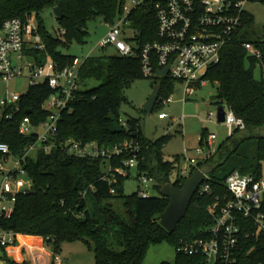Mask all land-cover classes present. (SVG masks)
Returning a JSON list of instances; mask_svg holds the SVG:
<instances>
[{
	"label": "trees",
	"instance_id": "16d2710c",
	"mask_svg": "<svg viewBox=\"0 0 264 264\" xmlns=\"http://www.w3.org/2000/svg\"><path fill=\"white\" fill-rule=\"evenodd\" d=\"M132 0H0V26L7 20L28 21L36 18L40 34L46 46L44 52L31 51L37 65L51 59L61 69L73 66L78 59L59 51L76 41L85 43L89 36L88 24L103 19L113 25L123 14L124 7ZM59 8L63 18L59 20L65 42L50 36L43 26L41 14ZM130 20L139 30L141 44L157 41V19L153 7L135 10ZM243 41L254 44L263 52L264 43L254 30L253 17H247ZM141 61L115 56L88 58L80 70L84 85L88 80L101 82L93 89L77 92L75 101L61 115L59 131L54 143L56 147L46 153L34 152L23 163L33 189L17 199L11 218L0 221V229L16 235L39 237L47 241L55 254L62 244L83 242L96 254L97 264H142L148 250L171 240L176 246L174 264H208L201 255L188 256L179 252L180 242H194L210 238L214 225L209 207L217 199H227V178L238 172L263 176L264 165V76L258 80L255 69L261 63L247 54L242 42L225 49L221 62L210 69L208 80L218 85L217 105L232 109L246 123V131L228 137L214 154L201 164L216 166L212 178V194L196 195L178 229L172 235L162 226L161 215L166 212L170 200L161 196L162 189L173 184L178 189L185 185L183 179L172 183L170 176L179 171L176 162L166 161L163 153L166 141L147 140L140 123L136 120L121 124L120 109L127 101L126 89L137 80L145 78ZM248 65L250 67H248ZM262 66V65H261ZM156 87L162 91L158 103L169 100L174 93L171 78H156ZM54 91L48 83L30 87L15 110H5L0 119V144L10 147L12 156L22 158L29 145L38 141L37 135L22 136L20 125L30 118L34 127H40L52 112L47 104ZM162 114V113H160ZM8 115H12L10 119ZM207 129L202 135V144L209 138ZM76 140L84 146L97 143L100 147L114 149L132 141L140 147L136 167L139 178L154 180L159 197L144 198L140 193L127 196L125 182L134 170L127 169L126 176L115 172L126 169L125 163L135 156L126 152L120 157L78 158L69 155L62 145ZM113 170V172H110ZM108 178V179H107ZM264 211V201H263ZM244 232L253 229L249 222ZM244 229V225H243ZM17 246V244H16ZM1 257L7 264H19L9 258L6 248ZM237 264H264V238L241 239ZM30 264V263H22ZM169 264V263H163Z\"/></svg>",
	"mask_w": 264,
	"mask_h": 264
},
{
	"label": "built area",
	"instance_id": "2783aa9c",
	"mask_svg": "<svg viewBox=\"0 0 264 264\" xmlns=\"http://www.w3.org/2000/svg\"><path fill=\"white\" fill-rule=\"evenodd\" d=\"M257 3L263 4L264 0H132L124 7L123 14L115 24H106L108 33L98 47L103 50L114 49L116 56L121 58L139 59L143 64L145 78H171L174 82L183 84L184 101L187 103L190 97L210 85V69L221 62L223 52L229 46L242 42L247 54L258 60L264 68L261 49L243 41L245 22L249 16L246 7L248 4ZM147 6L153 7L155 11L158 39L153 43L141 44L139 30L133 27L130 17L138 8ZM39 28L34 17L25 22L20 19L7 20L0 26V82L10 84L27 78L30 87L48 83L54 91L47 104V110L52 112L49 118L41 123L40 127H34L28 117L20 125L22 136L35 134L38 137L35 144L28 146L22 158L13 157L10 147L0 144V176L4 178L0 189V221L11 218L18 197L33 189V182L23 163L38 150L50 153L56 147L54 140L58 135L61 115L75 101L77 92L82 89L80 70L84 61L77 59L73 66L61 69L56 61L49 59L42 65H37L29 56L31 51L46 50ZM62 34L64 35L63 31ZM167 68H170L169 75L159 76V73ZM6 95L1 100V107L4 111L15 110L22 95L10 92ZM172 100L174 99L170 97L159 104L168 105ZM223 108L226 111L224 124L229 137L237 132L243 134L246 131L244 120L238 118L232 109ZM11 117L12 115L7 116L8 119ZM168 117L165 113L159 115L161 120ZM208 117L210 121H214V112ZM216 140L217 136L210 134L203 148L197 151V155H204L207 159L214 154ZM62 147L69 155L78 158L110 160L126 152H133L134 158L124 164L126 169L115 170L122 177L127 175L128 168L134 170L138 165L140 147L132 141L114 149L100 147L97 143L84 146L76 140H70ZM189 161L190 171L184 170L180 179L186 180L200 170L201 162L196 159ZM141 181L144 185L154 183V180L146 177H142ZM212 186L211 175L205 176V182L199 187L196 195H211ZM225 186L229 197L224 201L217 199V203L208 210L214 219V225L209 231L210 238L194 242L181 241L179 252L188 256L201 255L208 264H237L242 238H264V177L256 179L252 175L236 172L227 178ZM140 195L144 198L149 196L147 192H141ZM244 222H249L253 229L244 232L248 226ZM19 239L20 235L0 229L2 248L15 247ZM43 241L45 244L47 241L54 243L51 238ZM51 254V264L61 263L58 254ZM0 264L6 262L0 259Z\"/></svg>",
	"mask_w": 264,
	"mask_h": 264
},
{
	"label": "rangeland",
	"instance_id": "374dc122",
	"mask_svg": "<svg viewBox=\"0 0 264 264\" xmlns=\"http://www.w3.org/2000/svg\"><path fill=\"white\" fill-rule=\"evenodd\" d=\"M246 12L249 17H253L255 21L254 30L257 37L262 39L264 43V3L248 4ZM41 19L45 31L53 38L65 42L62 34V26L59 19L55 16L53 10H46L41 14ZM108 27L103 19L92 21L88 24L89 36L85 39L84 44L73 41L72 44L61 46L59 51L64 55L78 58L80 61H85L88 58H97L102 56H116L117 52L114 49L103 50L98 47L100 41L107 35ZM248 67H250L248 65ZM255 76L261 80L264 76V68L261 65L255 69ZM83 89H93L100 86L101 82L97 80H88L86 84L80 79ZM156 88L154 79L142 78L133 82L126 89L127 101L120 109L121 124L116 123L115 128L119 129L125 122L136 120L140 123L142 132L147 140L158 141L164 139L166 145L163 153L166 161L176 162L179 171H174L170 176L172 183L176 182L184 170L190 171L191 159H196L198 162L204 163L206 157L197 155V151L203 148L202 135L204 129L208 130L209 134L217 136L214 143V149H217L228 137L229 132L225 124L218 122L217 113L220 108L217 103L218 85L210 84L207 88L201 89L194 96L189 98V101H184V85L174 83V93L171 95L172 102L170 104H157L153 113L145 112L144 106L153 95ZM30 89L27 78L16 80L10 84L0 82V119L4 113L1 107V100L5 98L8 92L26 95ZM206 100V101H205ZM205 101V102H204ZM224 107V106H222ZM214 112V121H210L209 114ZM160 113H165L169 117L166 120L159 118ZM215 174V173H214ZM144 177V176H142ZM264 177V165H263ZM3 177L0 176V189L3 184ZM156 183L144 185L139 178L136 170L133 171L132 177L125 182V193L131 196L136 193L147 192L151 197H159L160 192L155 187ZM59 256L61 263L59 264H97L96 254L91 251L83 242L72 244H62ZM52 248L46 249L48 256H52ZM3 252L0 249V259ZM176 246L171 240H166L160 245L152 246L142 264H174L176 259ZM45 259L42 258V263ZM7 264V263H6Z\"/></svg>",
	"mask_w": 264,
	"mask_h": 264
},
{
	"label": "water",
	"instance_id": "95a60500",
	"mask_svg": "<svg viewBox=\"0 0 264 264\" xmlns=\"http://www.w3.org/2000/svg\"><path fill=\"white\" fill-rule=\"evenodd\" d=\"M55 16L60 20L63 18L62 12H60L59 8L54 9ZM118 56H115L117 58ZM170 68H167L159 73L161 77H167L169 75ZM162 87L157 86L153 95L150 97L147 104L144 106L145 112L152 114L156 105L158 104V100L160 99ZM226 111L223 107L218 109V122L220 124L225 123ZM264 138V137H263ZM216 166L211 164L203 165L200 170L194 172L192 176H190L185 181V185H183L182 189H178L173 184L166 185L162 191L161 196L164 198H168L170 200V205L166 212L161 215V224L162 226L172 235L178 229V226L181 222L186 219V215L191 206V203L201 185L205 182V176L213 175L216 171Z\"/></svg>",
	"mask_w": 264,
	"mask_h": 264
},
{
	"label": "crops",
	"instance_id": "0c3cea01",
	"mask_svg": "<svg viewBox=\"0 0 264 264\" xmlns=\"http://www.w3.org/2000/svg\"><path fill=\"white\" fill-rule=\"evenodd\" d=\"M49 248L51 247L45 244L42 238L20 235L17 246L6 249V253L19 264H51V258L46 253ZM42 258L45 259L44 263Z\"/></svg>",
	"mask_w": 264,
	"mask_h": 264
}]
</instances>
